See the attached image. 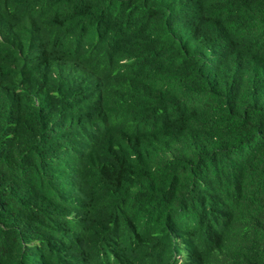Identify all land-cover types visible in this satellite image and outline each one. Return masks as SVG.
<instances>
[{
	"label": "trees",
	"instance_id": "trees-1",
	"mask_svg": "<svg viewBox=\"0 0 264 264\" xmlns=\"http://www.w3.org/2000/svg\"><path fill=\"white\" fill-rule=\"evenodd\" d=\"M243 220L264 264V0H0V264H211Z\"/></svg>",
	"mask_w": 264,
	"mask_h": 264
},
{
	"label": "clouds",
	"instance_id": "clouds-1",
	"mask_svg": "<svg viewBox=\"0 0 264 264\" xmlns=\"http://www.w3.org/2000/svg\"><path fill=\"white\" fill-rule=\"evenodd\" d=\"M248 19L252 20L254 22L253 27L251 28V31H254L255 27H261L262 24L260 22H258L254 16H249L248 15ZM258 30V29H257ZM185 32L180 31L177 33H173L170 34L168 33L164 38H162V40H160L159 42L163 41L161 44V46L165 49L171 50L172 48H174L175 46H178L182 40H183V36H184ZM170 38H172L174 40L171 41ZM194 45L189 44V47H193ZM256 203V202H254ZM252 203V204H254ZM251 204V205H252ZM238 220L235 219V223H237ZM243 222L245 224H241L239 223L237 225V227L232 228L231 233L229 234V236H227L226 238H222V243L220 244H216V245H220V248H218L215 252V254L213 256H211L210 258H208L209 262L211 264H227V259H226V255L227 254H234V259H237L240 264H253L254 261H257V259H255V257H253L251 255V252H246V251H250L252 248L250 242H251V238L249 235L250 232V226L248 221L243 220ZM230 227V226H229ZM231 228V227H230ZM223 253L224 257L222 258L220 256V253ZM105 256V261H112L114 259V256L112 253H107L104 254ZM178 262H176V264H193L196 263V261L191 262L190 261H186L185 257H184V253L180 254L178 257ZM198 263H200V261L198 260ZM203 263V260H202ZM103 264V263H102Z\"/></svg>",
	"mask_w": 264,
	"mask_h": 264
},
{
	"label": "bare ground",
	"instance_id": "bare-ground-1",
	"mask_svg": "<svg viewBox=\"0 0 264 264\" xmlns=\"http://www.w3.org/2000/svg\"><path fill=\"white\" fill-rule=\"evenodd\" d=\"M195 4V3H194ZM79 14V13H78Z\"/></svg>",
	"mask_w": 264,
	"mask_h": 264
}]
</instances>
